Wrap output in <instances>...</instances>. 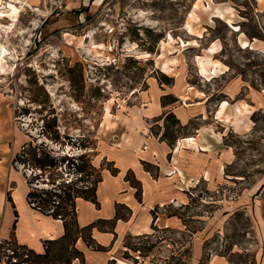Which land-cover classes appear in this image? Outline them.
<instances>
[{"label": "rangeland", "instance_id": "374dc122", "mask_svg": "<svg viewBox=\"0 0 264 264\" xmlns=\"http://www.w3.org/2000/svg\"><path fill=\"white\" fill-rule=\"evenodd\" d=\"M76 2L57 16L47 0H0L4 204L14 202L16 188L40 192L64 185L90 196L103 174L117 172L112 148L130 146L140 158L143 136L163 140L167 132L172 144L210 130L230 150L222 174H197L187 182L191 189L180 191L187 205L157 206L153 214L161 221L149 233H124L114 262L264 264V0ZM166 62L170 73L163 71ZM156 96L159 113L152 116ZM205 99L208 112L182 125L180 108ZM52 158L56 166L41 167L39 160ZM153 166L144 167L162 191ZM127 174L135 203L143 205V183ZM171 216L178 219L167 228ZM78 235L87 247L95 243L88 229L72 224L70 236L44 261L89 264L73 258Z\"/></svg>", "mask_w": 264, "mask_h": 264}, {"label": "crops", "instance_id": "0c3cea01", "mask_svg": "<svg viewBox=\"0 0 264 264\" xmlns=\"http://www.w3.org/2000/svg\"><path fill=\"white\" fill-rule=\"evenodd\" d=\"M227 98L229 102L232 101L231 97ZM202 101L191 109L180 108L178 118L182 125L188 124L192 117L208 112L209 100ZM160 102L159 96H156L154 106L150 109L152 116L159 113ZM220 107L223 114L228 109L221 105ZM222 117L215 116V119L221 121ZM188 137L192 136L178 138L170 146L166 141L146 139L143 136L140 143L143 142V148L146 144V149L141 151V160L135 157L130 146L122 148V151L112 148L115 151L112 161L117 172L103 174L97 187L98 204L84 198L77 199L79 226L87 228L102 248V251L90 249L80 236L76 247L83 253V261L86 259L89 264H116L114 261H117L118 244L124 233H149L153 223L156 220L161 221L162 218V215L157 217L153 214L157 206L164 207V204L176 201H181V206L187 205L188 201L180 193L191 189L192 186L186 184L187 182L195 180L197 174H222V166L229 162L231 155L230 150L224 147L222 139L210 130H199L193 136L195 142L184 140ZM149 163L154 165L155 174H159V180L165 184L162 191L159 182H153L152 173L144 167ZM129 171L143 183V205L134 201L135 190L126 178ZM15 192L19 201L14 198V202L7 205L4 204L3 190L0 189V238L11 239L40 254L46 252L44 244L47 242L53 251V246L66 234L64 220L34 208L27 200L28 190L18 192L16 188ZM121 211H126V217ZM177 219L173 216L167 217L165 227L174 226Z\"/></svg>", "mask_w": 264, "mask_h": 264}, {"label": "trees", "instance_id": "16d2710c", "mask_svg": "<svg viewBox=\"0 0 264 264\" xmlns=\"http://www.w3.org/2000/svg\"><path fill=\"white\" fill-rule=\"evenodd\" d=\"M169 115L175 116L174 114L170 113ZM167 132H165L163 134V140L167 141ZM177 139V138H176ZM174 139V141L176 140ZM176 142V141H175ZM172 143H168L169 145H174L175 144ZM72 160V159H69ZM57 160L56 158H52L51 160L47 161V160H39V163H41V167L45 168V167H54L57 165ZM71 166H73L75 169H79L81 170L82 167L79 166V164L75 163V162H71ZM102 181L99 180V182ZM98 182V183H99ZM98 187V185H97ZM97 187H95V189L93 190L92 194L90 196H86V195H80L79 192L76 194L70 187L69 188H65L64 185H62L61 187H56V188H52V189H43L40 192H35L36 190H30L27 194V200L28 202L36 209H39L40 211L47 213V214H51L53 215L55 218H60L63 219L65 222V228H66V234L65 236L60 239L59 241H65L71 233V225L75 224L77 229H79V231L83 230V229H87V228H81L77 222V203H76V199L79 197H82L84 199L87 200H91L92 202L98 204V200H97ZM49 206V207H48ZM55 206V208L53 207ZM68 209L75 215L74 216V223L71 224V222L67 221V213ZM75 211V212H74ZM80 235L77 236V239H74L73 242L75 243H71V245H75L76 241H78ZM58 241V242H59ZM46 244H48L47 242H45ZM26 245H22L21 247H25ZM31 251V257L29 260L27 261H31L30 264H51V261H44V260H49L51 257V250H50V246L48 244V249L46 250V252L44 254H40L37 253L35 250H30ZM75 253H77L79 257H77L76 255L73 257L75 258H80L82 259L83 253L75 248Z\"/></svg>", "mask_w": 264, "mask_h": 264}, {"label": "built area", "instance_id": "2783aa9c", "mask_svg": "<svg viewBox=\"0 0 264 264\" xmlns=\"http://www.w3.org/2000/svg\"><path fill=\"white\" fill-rule=\"evenodd\" d=\"M52 14L60 16L67 11V0H47ZM22 245L6 238H0V264H30L31 251L30 247ZM89 248L98 249L99 243L94 244L88 243ZM45 250L48 249V244H44ZM80 260V258H76Z\"/></svg>", "mask_w": 264, "mask_h": 264}, {"label": "bare ground", "instance_id": "6f19581e", "mask_svg": "<svg viewBox=\"0 0 264 264\" xmlns=\"http://www.w3.org/2000/svg\"><path fill=\"white\" fill-rule=\"evenodd\" d=\"M31 1H35V2H38L39 0H31ZM67 2H68V9H71L77 2H76V0H67ZM233 27V29L235 30V31H237V30H239V27L238 26H236V25H233L232 26ZM68 37L69 36H72L71 34H66ZM170 40H172V41H174V39H173V37L172 36H170ZM171 43V42H170ZM243 43V45H244V47H246V46H249L250 47V43L249 42H247V41H243L242 42ZM100 45V47L99 48H104L105 47V45L104 44H98L96 47H98ZM102 46V47H101ZM108 49V48H107ZM109 50V49H108ZM211 52H215V49L214 48H212L211 50H210ZM145 56H147V55H149V54H146V53H143ZM171 66H170V64L169 63H164V66H163V71L165 72V73H170L171 72ZM202 72L203 73H206L207 71H206V68H205V66L204 65H202ZM215 72H216V70H215ZM263 93H264V91H263ZM154 104V102H152L150 105H153ZM228 104V102L227 101H224L223 102V107H226V105ZM148 105V104H147ZM243 112V109L242 108H238V111H237V113H242ZM184 140H189V141H191V142H195V138L194 137H188V138H186V139H184ZM68 149H69V147H68ZM207 179H208V174H207ZM15 198H16V200L17 201H19V196H18V194L17 193H15ZM119 263L120 264H126V262H124V261H122V260H120L119 261Z\"/></svg>", "mask_w": 264, "mask_h": 264}]
</instances>
